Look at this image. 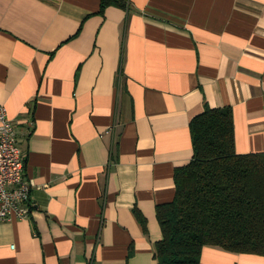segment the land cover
<instances>
[{"label": "crops", "instance_id": "crops-1", "mask_svg": "<svg viewBox=\"0 0 264 264\" xmlns=\"http://www.w3.org/2000/svg\"><path fill=\"white\" fill-rule=\"evenodd\" d=\"M123 1L0 0V105L36 183L30 218L0 222V264H157L207 106L232 108L237 154L264 153V0Z\"/></svg>", "mask_w": 264, "mask_h": 264}, {"label": "trees", "instance_id": "trees-1", "mask_svg": "<svg viewBox=\"0 0 264 264\" xmlns=\"http://www.w3.org/2000/svg\"><path fill=\"white\" fill-rule=\"evenodd\" d=\"M111 5L126 7L101 0L100 13ZM190 129L193 160L176 171L174 201L158 208L157 264H201L206 247L264 257V153L237 154L229 107L207 106Z\"/></svg>", "mask_w": 264, "mask_h": 264}, {"label": "built area", "instance_id": "built-area-1", "mask_svg": "<svg viewBox=\"0 0 264 264\" xmlns=\"http://www.w3.org/2000/svg\"><path fill=\"white\" fill-rule=\"evenodd\" d=\"M33 124V123H32ZM33 128H28L27 135ZM19 130L0 105V222L31 215L34 180L25 177V156L19 147Z\"/></svg>", "mask_w": 264, "mask_h": 264}]
</instances>
